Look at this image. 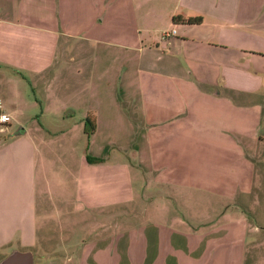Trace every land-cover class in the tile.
<instances>
[{"label": "crops", "instance_id": "0c3cea01", "mask_svg": "<svg viewBox=\"0 0 264 264\" xmlns=\"http://www.w3.org/2000/svg\"><path fill=\"white\" fill-rule=\"evenodd\" d=\"M72 44L91 50L85 87L69 96H80V119L50 136L35 120L48 108L36 91ZM263 92L264 0H0V109L10 118L0 130V259L46 234L49 185L56 207L68 178L70 216L95 223L38 264H251L257 227L245 208L264 157ZM69 106L56 116H73ZM72 157L63 178L55 165ZM135 180L152 190L141 200L147 221H111L134 205Z\"/></svg>", "mask_w": 264, "mask_h": 264}, {"label": "rangeland", "instance_id": "374dc122", "mask_svg": "<svg viewBox=\"0 0 264 264\" xmlns=\"http://www.w3.org/2000/svg\"><path fill=\"white\" fill-rule=\"evenodd\" d=\"M78 45L79 44L70 45V49L67 48V52L64 53L63 56L58 57V59L55 61L53 67L50 69V72L56 74V79L54 81H50V84H47L42 79V85H40L36 91V98L39 100V103L41 105L47 103L48 108L47 110L43 111V114L37 112V117L35 120L45 128L44 131H46L50 136H53V133L59 134V131L66 129L72 120L74 123H77L80 119L79 115L81 111V105L78 101L80 96L78 95V97L71 102L69 96L70 90L78 89L80 92L81 88L85 87L86 81L88 79L87 77L89 75L91 50L89 48H85L84 51H82L81 46ZM62 48L63 47H61L60 44L58 48V55L59 50ZM64 93L67 94L68 98L64 97ZM30 95L33 97L31 92ZM65 100L68 102H65ZM57 104H59L62 109L68 105H71L69 107L73 109V116H65V113L69 111L66 110V112H64L63 119H59V117L55 114L57 111ZM76 131L78 132L76 127L71 130V133L74 135V137ZM261 131L264 134V120L261 126ZM78 134L82 133L79 131ZM62 138L63 136L56 139V144L58 146L65 144L62 141ZM82 138L83 137H81L79 144L76 142L73 143L74 157L83 149ZM262 150H264V144ZM256 164L258 167L256 173V187L254 194L250 197V200H248L249 206L245 205L247 208H245V212L248 214L250 224L257 227V232L247 236L248 244L246 251V263L251 261V264H264V157H259V159L256 161ZM75 165L76 159L72 157V159H70L66 165H55V168L58 169L59 174L65 178V175L68 173V169L73 170ZM65 183L67 186L63 187L64 194L62 203L60 204L59 199L56 207L53 206V202L56 203L54 197L55 192L52 184L49 185L48 191L53 202L49 201L48 195V204L46 203V206H49L50 208L49 222L45 226L46 234H36V238H34V245L32 244L31 246H22L14 243L9 247V249H4V253L6 254L2 255V258L13 251H28L32 254L34 264H38L40 261H44L47 258L52 257L50 256L51 254L62 251L65 243H67L68 240L76 238L80 234H90L88 229L95 223L94 220H89L86 218V221L79 223L78 220L81 219L79 216H70L67 204L71 200L70 195L72 182L67 178ZM133 183V190L134 194L136 195L134 205L132 207L122 206L118 210H114V216H108V219L111 221L115 220L116 212L120 217L128 216L131 220V224L133 225H138L144 221H147L145 206V203L147 204V202L145 201V203L142 204L141 200L146 199L152 190L142 187L138 180H135ZM59 193L60 191H58V196ZM132 210L135 212H132ZM241 210H243V208H241ZM119 222L120 221L118 220V223ZM33 236L34 235L30 234L29 238L32 239ZM57 256L63 257L62 254Z\"/></svg>", "mask_w": 264, "mask_h": 264}, {"label": "trees", "instance_id": "16d2710c", "mask_svg": "<svg viewBox=\"0 0 264 264\" xmlns=\"http://www.w3.org/2000/svg\"><path fill=\"white\" fill-rule=\"evenodd\" d=\"M172 21L187 23V24H198L202 21V17L201 16L182 17L180 15H175V16H172ZM94 128H95L94 117L93 116L89 117L88 115H86L83 118V133L85 135L86 143H88L89 137L93 133ZM85 157H86V160L90 163L102 162L101 158H91L90 156H87V155Z\"/></svg>", "mask_w": 264, "mask_h": 264}, {"label": "water", "instance_id": "95a60500", "mask_svg": "<svg viewBox=\"0 0 264 264\" xmlns=\"http://www.w3.org/2000/svg\"><path fill=\"white\" fill-rule=\"evenodd\" d=\"M0 264H33V257L28 251H13L2 258Z\"/></svg>", "mask_w": 264, "mask_h": 264}, {"label": "built area", "instance_id": "2783aa9c", "mask_svg": "<svg viewBox=\"0 0 264 264\" xmlns=\"http://www.w3.org/2000/svg\"><path fill=\"white\" fill-rule=\"evenodd\" d=\"M175 31L173 29L169 30V31H164L162 33V37H167L171 34H174ZM9 116L7 113L3 112L1 109H0V130H2L4 128V126L8 123L9 121Z\"/></svg>", "mask_w": 264, "mask_h": 264}]
</instances>
